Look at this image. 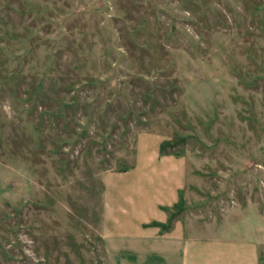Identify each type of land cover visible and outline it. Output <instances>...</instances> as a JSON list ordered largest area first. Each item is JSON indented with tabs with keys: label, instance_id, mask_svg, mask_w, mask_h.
I'll return each instance as SVG.
<instances>
[{
	"label": "rangeland",
	"instance_id": "obj_1",
	"mask_svg": "<svg viewBox=\"0 0 264 264\" xmlns=\"http://www.w3.org/2000/svg\"><path fill=\"white\" fill-rule=\"evenodd\" d=\"M0 264H264V0H0Z\"/></svg>",
	"mask_w": 264,
	"mask_h": 264
}]
</instances>
